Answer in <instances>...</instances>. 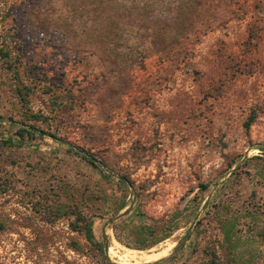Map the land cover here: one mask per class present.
Returning <instances> with one entry per match:
<instances>
[{
    "label": "rangeland",
    "instance_id": "rangeland-1",
    "mask_svg": "<svg viewBox=\"0 0 264 264\" xmlns=\"http://www.w3.org/2000/svg\"><path fill=\"white\" fill-rule=\"evenodd\" d=\"M0 17L32 87L21 106L0 75V115L42 114L65 143L0 144V264H264V0H0ZM149 224L174 229L140 250Z\"/></svg>",
    "mask_w": 264,
    "mask_h": 264
},
{
    "label": "trees",
    "instance_id": "trees-1",
    "mask_svg": "<svg viewBox=\"0 0 264 264\" xmlns=\"http://www.w3.org/2000/svg\"><path fill=\"white\" fill-rule=\"evenodd\" d=\"M21 53V49L16 46V42L14 41L13 36L0 34V75H9L14 87L12 90L13 97L19 105L25 106L26 104H28V96L32 92V87L28 84H25L21 77ZM49 119L50 118H47L42 114L34 113L30 110H27L23 114L22 120H17L13 116L0 115V126L6 125V133L8 134L6 139L0 140V144L4 143L5 145L9 146L15 145L18 147H23L27 145V143L30 145L35 140L49 137L55 142L61 145H65L64 142L56 138L54 133L45 132L38 126V123L44 124ZM70 150L94 170L103 174L105 177L113 178V175L108 171L106 166L102 162L94 158L92 154L73 147H70ZM260 150L264 153V148H261ZM117 181L126 187H129L130 185L129 181L124 178H118ZM201 189L202 191H204L206 187L202 186ZM62 191L64 193H67L68 195L65 194V196H61V198H59V203L56 207V211L65 213V211L70 208L71 204L69 202L74 196L72 194L70 195L71 190L67 184H64L62 186ZM124 205L125 204L122 203L119 206L118 210L122 209ZM73 206L74 209L69 212V216L73 219L69 224L70 228L73 229V231H85L86 239L89 244L94 248L99 249L100 245L99 243H96L94 241V236L91 232V224L87 222L88 220H86V217L83 216L82 212L74 211L79 206ZM171 225L164 226L160 230H157L156 227L154 228L150 224L139 226L136 229V234L138 235V237H140L141 240L140 242H138L139 246L137 248L140 250H144L169 238L172 230L174 229V227H172ZM189 236L190 232L187 231L186 237ZM145 238H148L149 242H147ZM104 261L105 263H107L106 258H104ZM157 263L158 262H154L153 264ZM206 264H219V262L217 261V256L214 252H211L209 254V259Z\"/></svg>",
    "mask_w": 264,
    "mask_h": 264
},
{
    "label": "bare ground",
    "instance_id": "bare-ground-1",
    "mask_svg": "<svg viewBox=\"0 0 264 264\" xmlns=\"http://www.w3.org/2000/svg\"><path fill=\"white\" fill-rule=\"evenodd\" d=\"M109 234V233H108ZM169 249V247H168ZM168 249H161V250H157V251H153L151 253H148V254H141L139 256H130V258L132 259V261H135V262H139V261H142V262H151V261H155L161 257H164L167 253H168ZM109 253H112L111 249L109 250ZM116 256V255H115ZM127 257V256H126ZM118 258V257H117ZM129 258V259H130ZM127 260V259H126ZM120 261V260H119ZM125 261V260H124ZM123 261V262H124ZM126 263V262H125ZM133 263V262H132ZM137 264V263H136Z\"/></svg>",
    "mask_w": 264,
    "mask_h": 264
}]
</instances>
